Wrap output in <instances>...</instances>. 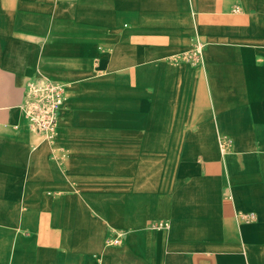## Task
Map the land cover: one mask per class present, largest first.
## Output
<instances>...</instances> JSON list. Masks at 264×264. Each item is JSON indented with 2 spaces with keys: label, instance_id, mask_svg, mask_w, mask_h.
I'll return each instance as SVG.
<instances>
[{
  "label": "crops",
  "instance_id": "1",
  "mask_svg": "<svg viewBox=\"0 0 264 264\" xmlns=\"http://www.w3.org/2000/svg\"><path fill=\"white\" fill-rule=\"evenodd\" d=\"M0 264H264V0H0Z\"/></svg>",
  "mask_w": 264,
  "mask_h": 264
},
{
  "label": "built area",
  "instance_id": "2",
  "mask_svg": "<svg viewBox=\"0 0 264 264\" xmlns=\"http://www.w3.org/2000/svg\"><path fill=\"white\" fill-rule=\"evenodd\" d=\"M201 46L194 49V57H198ZM66 91L62 83L43 78L30 79L26 82L22 102L19 105L22 116L30 131L40 137L42 141L52 143L55 139L56 125L59 112L64 105ZM242 219L249 221L253 218L251 213H243ZM153 226L167 227L166 222H157ZM115 237L112 243H118Z\"/></svg>",
  "mask_w": 264,
  "mask_h": 264
}]
</instances>
